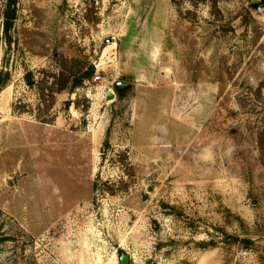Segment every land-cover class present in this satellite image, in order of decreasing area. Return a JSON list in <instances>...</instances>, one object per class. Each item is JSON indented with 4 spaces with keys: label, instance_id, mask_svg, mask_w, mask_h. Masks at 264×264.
<instances>
[{
    "label": "rangeland",
    "instance_id": "374dc122",
    "mask_svg": "<svg viewBox=\"0 0 264 264\" xmlns=\"http://www.w3.org/2000/svg\"><path fill=\"white\" fill-rule=\"evenodd\" d=\"M0 86V264H264V2L0 0Z\"/></svg>",
    "mask_w": 264,
    "mask_h": 264
},
{
    "label": "water",
    "instance_id": "95a60500",
    "mask_svg": "<svg viewBox=\"0 0 264 264\" xmlns=\"http://www.w3.org/2000/svg\"><path fill=\"white\" fill-rule=\"evenodd\" d=\"M113 96L111 93H107V99H111ZM130 261H131V257L130 255L128 254H123L121 257H120V260H119V264H130Z\"/></svg>",
    "mask_w": 264,
    "mask_h": 264
},
{
    "label": "built area",
    "instance_id": "2783aa9c",
    "mask_svg": "<svg viewBox=\"0 0 264 264\" xmlns=\"http://www.w3.org/2000/svg\"><path fill=\"white\" fill-rule=\"evenodd\" d=\"M257 12H258V13L263 12V7H262V6H259L258 9H257Z\"/></svg>",
    "mask_w": 264,
    "mask_h": 264
},
{
    "label": "trees",
    "instance_id": "16d2710c",
    "mask_svg": "<svg viewBox=\"0 0 264 264\" xmlns=\"http://www.w3.org/2000/svg\"><path fill=\"white\" fill-rule=\"evenodd\" d=\"M262 2H264V0H261ZM9 23H7V29H9ZM92 72H93V69L91 70ZM2 86H0V92L2 91V88H1Z\"/></svg>",
    "mask_w": 264,
    "mask_h": 264
}]
</instances>
